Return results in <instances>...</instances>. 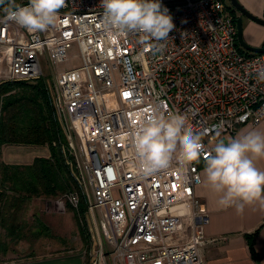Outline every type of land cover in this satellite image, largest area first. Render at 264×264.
Here are the masks:
<instances>
[{
  "label": "built area",
  "instance_id": "1",
  "mask_svg": "<svg viewBox=\"0 0 264 264\" xmlns=\"http://www.w3.org/2000/svg\"><path fill=\"white\" fill-rule=\"evenodd\" d=\"M159 2L174 24L160 51L138 44L137 34L110 38L100 27V0H66L58 23L36 32L4 20L0 10L6 64L0 86L39 80L40 58L52 71L54 108L99 233L86 264L202 263L206 221L193 190L201 184L199 164L181 169L173 159L166 170L139 173L124 138L138 113L156 106L165 115H184L186 126L203 134L205 155L214 140L264 118V83L256 81L264 54L239 46L230 6L222 0ZM73 45L80 66L54 70L67 62ZM110 92L112 110L104 103ZM65 201L79 205L78 195H65L57 201L62 211Z\"/></svg>",
  "mask_w": 264,
  "mask_h": 264
},
{
  "label": "clouds",
  "instance_id": "2",
  "mask_svg": "<svg viewBox=\"0 0 264 264\" xmlns=\"http://www.w3.org/2000/svg\"><path fill=\"white\" fill-rule=\"evenodd\" d=\"M100 6V27L113 39L137 34L138 44L160 51L165 46L161 42L174 28L172 17L159 0H100ZM64 7L66 0H28L25 6L16 0H0L3 19L31 32L54 27ZM256 81L264 83V66L258 68ZM136 121L124 138L130 143L139 173L152 175L166 170L173 159L186 169L199 164L204 156V185L217 197L218 208H234L241 214L246 205L258 203L264 209V171L256 166V161L264 158V132L252 129L227 142L218 140L205 155L203 134L186 126L182 114L165 115L150 106L136 115Z\"/></svg>",
  "mask_w": 264,
  "mask_h": 264
},
{
  "label": "trees",
  "instance_id": "3",
  "mask_svg": "<svg viewBox=\"0 0 264 264\" xmlns=\"http://www.w3.org/2000/svg\"><path fill=\"white\" fill-rule=\"evenodd\" d=\"M34 82L0 86V155L5 147L47 148L49 153L48 157L33 159L29 165H8L0 160V222L8 226L11 235L15 232L16 216L7 215L22 209L28 200L44 197V201H64L65 195L80 193L78 181L68 171L64 159L70 150L53 114L51 99L43 82ZM84 206L82 198L76 209L65 201L64 208L73 212L79 227Z\"/></svg>",
  "mask_w": 264,
  "mask_h": 264
},
{
  "label": "crops",
  "instance_id": "4",
  "mask_svg": "<svg viewBox=\"0 0 264 264\" xmlns=\"http://www.w3.org/2000/svg\"><path fill=\"white\" fill-rule=\"evenodd\" d=\"M244 9H246L252 15L263 18L264 14V0H237ZM223 5L229 7L222 0ZM236 16V15H235ZM245 20V19H243ZM244 22V21H243ZM242 22L243 40L251 47L260 48L264 47V27L255 25V23L247 20L246 23ZM259 130L264 132V118L257 125H244L236 129L233 135H224L210 143V147L213 149L215 143L218 140H224L227 142L230 139L236 138L238 135L248 130ZM22 153H29L32 156L31 162L37 157H46L38 155V151H30L26 149H18ZM200 171L201 184L195 187L194 194L196 199L202 205L204 210L205 223L203 224V239H205L204 246L200 248L201 264H264V209H261L258 203L252 205H246L243 213L237 214L234 208L221 209L216 205L217 197L211 193L204 185L203 167L204 162H200L197 165ZM256 166L264 171V158L256 161ZM54 203V202H52ZM37 205V203L35 204ZM39 219L47 225H53L54 218H60V215L66 212L59 209L58 211L49 212L50 214L43 215L42 206L38 204ZM45 212H48L47 210ZM41 217V218H40ZM40 222V221H39ZM7 225L4 226L0 222V230L4 233V238L9 240L12 244L8 249H4L5 245L1 246L4 252H0V264H69V258L77 257L82 258L83 264H86L83 254L80 252L69 251V249H54L49 255L45 257H37L36 253H32L36 249H32V246L26 242L23 235L24 226L20 220H16L14 225L13 234L8 232ZM29 246V255L33 256L25 258L24 255L13 257L8 262H3L5 256L9 253H22L26 254V247ZM66 252H63L65 251ZM69 251V252H68ZM66 253V254H65ZM2 261V262H1Z\"/></svg>",
  "mask_w": 264,
  "mask_h": 264
},
{
  "label": "rangeland",
  "instance_id": "5",
  "mask_svg": "<svg viewBox=\"0 0 264 264\" xmlns=\"http://www.w3.org/2000/svg\"><path fill=\"white\" fill-rule=\"evenodd\" d=\"M225 3L228 5V0H225ZM230 6V4H229ZM238 16V14H236ZM243 23H246V19L243 20ZM245 27L243 26V29ZM78 50L76 48V45H73L71 49L68 52V60L66 63H61L55 65L53 68L54 70H63L66 68L72 67H79L81 62L78 60ZM40 64L43 72V77H41L39 80L43 82V85L46 88V91L51 99V106L53 110V114L58 120L63 133H64V122L63 119L57 114L55 108H54V91H53V79L51 76L52 71L49 69L48 65L46 64V61L43 58H40ZM0 71H4L6 69V64L4 62V51L0 49ZM36 80V81H39ZM30 83V82H26ZM31 84H36L34 81H32ZM114 93H108L106 95V98L104 100L106 108L112 110L116 107V100L115 96H113ZM18 149H26L30 151H38V155H45L46 157L49 156L47 148L45 149H39V148H23V147H5L1 150L0 160L4 164L8 165H26L27 163L31 162L32 156L31 154L22 153L20 151H17ZM66 165L68 167V171L72 174L73 177H76V180L79 181L80 173L77 171V164L76 159L74 155L71 152H66L65 157ZM78 183V182H77ZM80 193L76 192L79 198H82L85 203V210L83 213L82 223L80 224V227L76 220H74V215L71 210L67 208L66 212L63 214H56L60 215V218L56 217L54 218L53 225H47L45 224V221L42 222L40 219L38 221V204L42 206L43 215L50 214L49 212L58 211L57 209V201L54 200H45L44 197L35 198L31 201H27L26 204L23 205V208L18 211H13L12 213H9L8 218L12 217V215L15 213V219L20 220L22 223V226H24V232L23 235L25 237L26 242L28 245L30 244L32 246V249H36L35 251H32V253H36L37 257H45V256H51L49 255L52 253L54 249H69V251H75L80 252L85 257L86 263L89 262V255L95 252L96 250V242L99 239V233L97 231V226L93 219H91V215L89 213L86 203V197L84 195L83 186L78 183ZM114 197L117 196V194L112 193ZM9 195V194H8ZM54 202V203H52ZM37 203V205H35ZM2 205H0V208ZM78 208V207H77ZM48 212H45V211ZM41 214H39L40 216ZM42 216V215H41ZM41 218V217H40ZM98 218V217H97ZM15 220V221H16ZM12 221V220H11ZM5 245L4 249H8V247L12 244L9 243V240L4 238V233L0 230V252H4L2 250V247ZM28 251H26V254H18V253H9L5 257V260L3 262H8L7 260L21 255H26L25 258H29L28 260H31L30 258L33 257L29 255V246L26 247ZM68 251V252H69ZM63 252H66L63 251ZM66 254V253H65ZM0 259L2 257L0 256ZM32 261V260H31ZM2 262V261H1ZM69 264H83L82 258H69ZM89 264V263H88Z\"/></svg>",
  "mask_w": 264,
  "mask_h": 264
},
{
  "label": "water",
  "instance_id": "6",
  "mask_svg": "<svg viewBox=\"0 0 264 264\" xmlns=\"http://www.w3.org/2000/svg\"><path fill=\"white\" fill-rule=\"evenodd\" d=\"M228 2L230 4V8L233 10L235 15L238 14V16H235L236 17L235 29H237V40H238L237 42L239 46L244 50V52L246 51L251 54H264V47H260L256 49L255 47H251L245 43V41L243 40V26H242L243 19H246L255 23V25L257 24L264 27V19L258 18L252 15L251 13H249L246 9H244L241 5H239L240 3L237 0H228Z\"/></svg>",
  "mask_w": 264,
  "mask_h": 264
},
{
  "label": "snow or ice",
  "instance_id": "7",
  "mask_svg": "<svg viewBox=\"0 0 264 264\" xmlns=\"http://www.w3.org/2000/svg\"><path fill=\"white\" fill-rule=\"evenodd\" d=\"M125 97H127L129 94L128 93H124Z\"/></svg>",
  "mask_w": 264,
  "mask_h": 264
}]
</instances>
